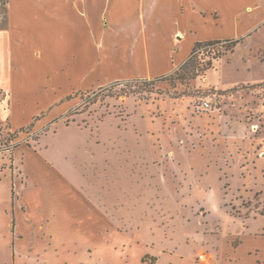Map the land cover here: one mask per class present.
I'll list each match as a JSON object with an SVG mask.
<instances>
[{
    "label": "rangeland",
    "instance_id": "1",
    "mask_svg": "<svg viewBox=\"0 0 264 264\" xmlns=\"http://www.w3.org/2000/svg\"><path fill=\"white\" fill-rule=\"evenodd\" d=\"M113 1L87 29L85 6L19 0L0 31V264H264V5ZM214 40L240 41L161 79Z\"/></svg>",
    "mask_w": 264,
    "mask_h": 264
},
{
    "label": "crops",
    "instance_id": "2",
    "mask_svg": "<svg viewBox=\"0 0 264 264\" xmlns=\"http://www.w3.org/2000/svg\"><path fill=\"white\" fill-rule=\"evenodd\" d=\"M21 1H24L23 3L25 4L26 2H28V0H21ZM48 1V0H47ZM55 1H57V0H49V2L50 3H54ZM61 3H68V4H70V5H72V4H78L79 6H81V7H84L85 6V8H86V13H84V12H82V15H80V17H81V19L84 21V23H85V26H86V28L88 29V24H89V9L91 10H94V11H96V6L92 3V0H59ZM98 1H101V2H105V0H98ZM106 1H108L109 3H110V5H111V11H113V12H116L115 11V1H113V0H106ZM113 1V2H112ZM137 1H141V0H137ZM238 1V0H237ZM237 1H232V0H230L229 2H230V6H231V9H233V10H237V11H239L240 12V14H242V13H244V12H247V11H249L250 13H256V11L257 10H260L262 7V5H264V0H262V2L261 3H253L252 1H250V0H239L241 3V5H242V7L240 8V10L238 9V7H237V5L235 4V2H237ZM19 2V0H8V4H7V7H6V19H7V23H6V26L5 27H1V24H0V31H1V33H5V32H7L8 30H10V29H12L13 28V24H14V22L16 21V18H17V14L20 12V10H17L18 9V5L17 4H19L18 3ZM118 2H119V4L121 5V13H122V15H120L121 17H126V16H128V15H131V16H135V14L132 12V10L129 8V6H128V3L125 1V0H118ZM127 3V4H126ZM81 4V5H80ZM253 7V8H252ZM261 7V8H260ZM141 8H142V11H144L145 12V5H141ZM192 8L194 9V7L192 6ZM72 9H73V6L71 7V11H72ZM250 9H251V11H250ZM254 9V10H253ZM196 10H198V9H196ZM98 11V10H97ZM105 11V9L104 8H100L99 9V15H100V17H109V15H111V11H108L107 9H106V11ZM199 11H200V14L203 16V17H206V16H208L209 15V17L210 16H212L211 14L212 13H218L217 11H212V10H209L208 12H206V10H203L202 8H200V6H199ZM204 13V14H203ZM258 13V12H257ZM70 14V13H69ZM140 14V13H139ZM142 15V14H141ZM141 15H139L138 17H140L141 18ZM218 15H219V13H218ZM130 16V17H131ZM219 18H220V16H219ZM218 18V19H219ZM214 19H215V17H214ZM217 20V19H216ZM141 21H143V20H140L139 22L141 23ZM247 21H248V17H247ZM139 22H137L136 24H133L132 26H130L129 28H128V30H127V35H129V32H131L130 31V29H134V32L130 35L131 37L129 38L130 39V42H132L133 44H134V41L137 39V36H138V34H139V30H140V27H141V24L139 23ZM143 24V23H142ZM142 28H144L143 26H142ZM251 32V30H248V32H247V34L248 33H250ZM179 33H181L182 34V32L181 31H176L175 33H174V35L175 36H177V34H179ZM113 34H114V36H115V41L114 42H119L120 43V41H121V38H122V33L120 32V30L119 31H114L113 32ZM117 35V36H116ZM135 38V39H134ZM125 40L126 41H128L126 38H124L123 39V41H124V43H125V45H126V42H125ZM135 47V46H134ZM134 50H135V52H136V50H137V48H134ZM134 52V53H135ZM134 56L136 57V54H134ZM186 58V57H185ZM185 58L182 60V62L185 60ZM144 59L146 60V63H147V66H148V68H149V73H147V75H155V74H161L160 73V71L159 70H161V71H163L161 68H160V66H162V61H161V59L158 57V56H155V55H151L149 52L148 53H146V55H144ZM164 60H167L168 61V63H169V66H170V61H173L174 60V56H172L171 57V59H170V55H168ZM182 62L180 63V64H182ZM172 64V63H171ZM179 64V65H180ZM178 65V66H179ZM177 66V67H178ZM176 67V68H177ZM176 68H174V67H169L168 69H166V71H164V74H165V72H166V74L168 73V70L169 71H174ZM163 74V73H162Z\"/></svg>",
    "mask_w": 264,
    "mask_h": 264
},
{
    "label": "trees",
    "instance_id": "3",
    "mask_svg": "<svg viewBox=\"0 0 264 264\" xmlns=\"http://www.w3.org/2000/svg\"><path fill=\"white\" fill-rule=\"evenodd\" d=\"M8 4V0H0V13L2 15L6 14V7ZM240 40H214V41H201V42H197L195 43L191 55L189 57V59L183 64L181 65V67L174 73V74H170L169 76L166 77H162L161 79H169L172 77H178L180 78L181 76L184 75L185 72L190 71V69L193 66L194 63V59L196 57V53L197 51L202 47V46H209V45H223L224 47V52L223 53H228V52H232L233 49L236 47V45L239 43ZM220 58V56H216L215 59Z\"/></svg>",
    "mask_w": 264,
    "mask_h": 264
},
{
    "label": "built area",
    "instance_id": "4",
    "mask_svg": "<svg viewBox=\"0 0 264 264\" xmlns=\"http://www.w3.org/2000/svg\"><path fill=\"white\" fill-rule=\"evenodd\" d=\"M207 106H208V104H207Z\"/></svg>",
    "mask_w": 264,
    "mask_h": 264
}]
</instances>
